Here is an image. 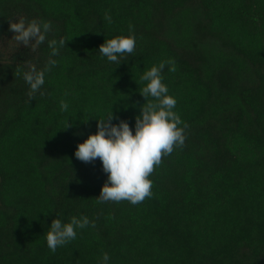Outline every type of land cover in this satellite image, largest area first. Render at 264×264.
I'll use <instances>...</instances> for the list:
<instances>
[{
  "label": "trees",
  "instance_id": "1",
  "mask_svg": "<svg viewBox=\"0 0 264 264\" xmlns=\"http://www.w3.org/2000/svg\"><path fill=\"white\" fill-rule=\"evenodd\" d=\"M20 18L51 31L4 53ZM129 25L134 51L107 61L99 45ZM61 38L30 93L23 72L43 69L47 40ZM169 59L184 144L154 166L151 198L97 203L106 174L75 147L109 112L131 129L141 75ZM80 215L94 226L50 252L51 220ZM105 252L109 264H264V0H0V264H99Z\"/></svg>",
  "mask_w": 264,
  "mask_h": 264
},
{
  "label": "clouds",
  "instance_id": "2",
  "mask_svg": "<svg viewBox=\"0 0 264 264\" xmlns=\"http://www.w3.org/2000/svg\"><path fill=\"white\" fill-rule=\"evenodd\" d=\"M104 20L109 24L112 22L107 11L104 13ZM8 28L18 45L31 44L35 48L45 43L52 26L48 21H26L20 18L8 24ZM65 41L63 38L47 40V47L50 49L47 65L41 70L33 68L23 72L22 78L29 86L30 93L40 91L45 82V73L57 63L51 57L58 55L59 49L65 47ZM135 47L136 37L132 34V26L129 25L128 35L104 39L98 51L107 61L119 65L120 58L131 54ZM166 65L169 72L176 70L174 62L169 59L152 65L141 75L144 87L139 93L144 98V103L140 106V114L135 117L131 129L127 121L113 117L109 112L103 119L96 120L95 133H89L82 142L77 143L74 157L84 163L99 159L101 169L106 174V180L96 197L97 203L127 201L136 205L145 198H151L152 181L149 177L154 166L160 164L162 156L169 155L174 148L183 146L187 124L174 111L176 99L169 94L167 86L162 82V72ZM148 97L152 100L145 103ZM68 108V103L60 100V111L66 112ZM113 119L117 122L112 123ZM69 126L65 120L63 129ZM48 226L44 239L49 251L54 253L57 248L75 240L80 230L93 227L94 222L87 216L80 215L71 216L66 222L54 218ZM109 260V255L102 253L99 264H109Z\"/></svg>",
  "mask_w": 264,
  "mask_h": 264
},
{
  "label": "rangeland",
  "instance_id": "3",
  "mask_svg": "<svg viewBox=\"0 0 264 264\" xmlns=\"http://www.w3.org/2000/svg\"><path fill=\"white\" fill-rule=\"evenodd\" d=\"M16 47H21V45H18L17 43H16V41L11 37L10 39H8L6 42H5V44H4V46H3V48H2V51L5 53H7V52H10L13 48H16Z\"/></svg>",
  "mask_w": 264,
  "mask_h": 264
}]
</instances>
